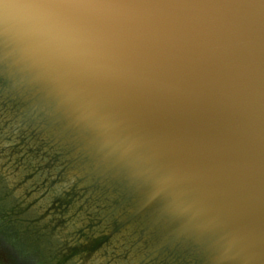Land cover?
<instances>
[{
    "label": "clouds",
    "instance_id": "obj_1",
    "mask_svg": "<svg viewBox=\"0 0 264 264\" xmlns=\"http://www.w3.org/2000/svg\"><path fill=\"white\" fill-rule=\"evenodd\" d=\"M261 24L264 0H0V79L37 93L163 241L212 264H264L253 231L226 211L264 181ZM208 90L235 120L223 156L146 119ZM0 243L18 264H51L3 217Z\"/></svg>",
    "mask_w": 264,
    "mask_h": 264
},
{
    "label": "water",
    "instance_id": "obj_2",
    "mask_svg": "<svg viewBox=\"0 0 264 264\" xmlns=\"http://www.w3.org/2000/svg\"><path fill=\"white\" fill-rule=\"evenodd\" d=\"M264 69V24L256 38ZM222 54L209 53L218 67ZM0 217L37 242L51 264H212L208 254L163 241L156 218L98 168L66 124L40 96L0 79ZM153 125L223 156L235 139V120L218 90L187 97L147 114ZM17 138L16 148L9 143ZM253 231L264 251V181L251 202L226 209ZM0 264H18L0 243Z\"/></svg>",
    "mask_w": 264,
    "mask_h": 264
}]
</instances>
